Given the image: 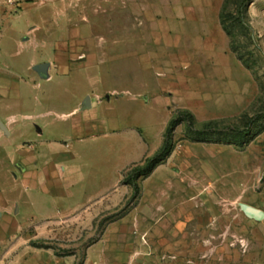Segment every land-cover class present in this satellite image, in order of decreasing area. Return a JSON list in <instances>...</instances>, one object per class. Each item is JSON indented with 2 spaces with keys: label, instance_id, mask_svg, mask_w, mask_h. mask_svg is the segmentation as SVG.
I'll return each mask as SVG.
<instances>
[{
  "label": "rangeland",
  "instance_id": "obj_1",
  "mask_svg": "<svg viewBox=\"0 0 264 264\" xmlns=\"http://www.w3.org/2000/svg\"><path fill=\"white\" fill-rule=\"evenodd\" d=\"M25 1L40 5L6 13L0 31V117L17 129L0 140L5 264H264V0L248 7L251 32L237 29L249 68L221 25L224 0ZM86 96L93 106L74 111ZM182 111L195 124L176 127L132 200L124 177ZM205 127L207 141L190 140ZM24 142L41 153L32 177L17 172Z\"/></svg>",
  "mask_w": 264,
  "mask_h": 264
},
{
  "label": "trees",
  "instance_id": "obj_2",
  "mask_svg": "<svg viewBox=\"0 0 264 264\" xmlns=\"http://www.w3.org/2000/svg\"><path fill=\"white\" fill-rule=\"evenodd\" d=\"M253 0H224L220 11V22L230 39L231 49L236 53L237 57L242 61L246 67H250L249 59L237 45L236 34L238 27L242 30L251 32V26L248 19V7ZM255 42V38L251 37ZM256 44V42H255ZM189 118L192 124H195L194 116L187 111L180 112V115H175L170 119L164 135V141L159 150L150 157H147L143 164L135 165L124 177L123 183L132 185L134 192L131 199L135 200L140 194V187L138 180L141 177L150 175L153 170L162 162H164L172 151V136L176 127L185 119ZM196 137L190 138L191 141H207L212 132L206 127L204 129H195ZM247 131L238 130L235 134L236 140L239 143L244 142V137L248 135ZM220 141V140H217Z\"/></svg>",
  "mask_w": 264,
  "mask_h": 264
},
{
  "label": "crops",
  "instance_id": "obj_3",
  "mask_svg": "<svg viewBox=\"0 0 264 264\" xmlns=\"http://www.w3.org/2000/svg\"><path fill=\"white\" fill-rule=\"evenodd\" d=\"M33 4H39L40 5L39 2H27L25 0H0V31H1V27L3 25L4 17L6 15V13H8V12L11 13L12 11L17 12V11L23 10L27 6L33 5ZM41 31L43 33L45 32V30L43 28L39 27L38 25L37 26L33 25L32 27H30L28 29V34L29 35L31 34L33 36L36 35L39 38V36L42 34ZM39 32H41L40 35H39ZM28 40H29V38H28ZM43 49H45V46ZM29 66H30L31 70L34 71L41 80H46V81L52 80V76H53L52 75V64L49 61L42 60L41 57H33L31 62L29 63ZM0 75H1V68H0ZM12 76H13L14 80L10 82V91H12V94H14L16 98H18L20 95V91H19L20 90V88H19L20 82L17 79V77H18L17 72L13 71ZM0 97H1V95H0ZM104 100H110L109 96H106V98ZM82 102H83L82 108L79 107V105H80V102H79L78 106L74 109V111L78 110L80 112H83V111L90 109L93 106V102L91 101L90 96H86ZM99 102H101V101H99ZM99 102H97V103H99ZM12 118L13 117H11V116H6L7 120L4 121L0 117V140H3L4 138H10L12 136V134L16 132L17 129L14 125V122L11 121ZM34 126H35L38 134H41L43 132L42 128L38 124H35ZM133 132H135V134L137 135L135 128H133ZM137 136L139 138V135H137ZM2 143H3V141H0V145ZM25 143L26 142L23 143L24 144L23 148H26V149L24 151H22L21 156H23L25 153L26 154L28 153V154H31L32 157H30V159H28L29 162L24 163V166H22V164L20 162H17L16 163V167H18L17 172H20L27 177H29V176L32 177L31 175L33 172H31L29 174V173H27V170L29 168L33 167L35 162L39 159L41 153L36 147H34L32 145L31 142L26 143V147H25ZM1 148H2V146H0V149ZM139 155L133 156L129 160L128 164L131 161L135 160V158ZM9 156H10L9 162L12 163V159L14 156H13V154H11ZM0 163L2 164L1 161H0ZM161 164H159L158 166H160ZM28 166H29V168H28ZM154 170H153V172H154ZM15 177H16V175H15ZM8 211H9V206L7 205L6 201H4L1 198V195H0V234H2V229H6L8 227V225L6 224ZM1 236L2 235H0V246L5 244L7 241V236H2V237ZM7 255H8V253H4V254L0 253V264H5V260L7 259Z\"/></svg>",
  "mask_w": 264,
  "mask_h": 264
},
{
  "label": "water",
  "instance_id": "obj_4",
  "mask_svg": "<svg viewBox=\"0 0 264 264\" xmlns=\"http://www.w3.org/2000/svg\"><path fill=\"white\" fill-rule=\"evenodd\" d=\"M247 210L251 213H254V214H259L261 216H263V212L258 210V209H255V208H252V207H247Z\"/></svg>",
  "mask_w": 264,
  "mask_h": 264
}]
</instances>
